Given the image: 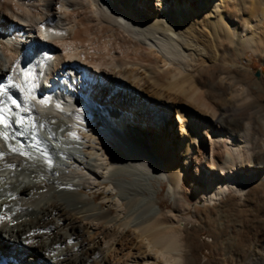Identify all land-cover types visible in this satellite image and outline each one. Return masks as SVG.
I'll use <instances>...</instances> for the list:
<instances>
[{
	"label": "bare ground",
	"instance_id": "bare-ground-1",
	"mask_svg": "<svg viewBox=\"0 0 264 264\" xmlns=\"http://www.w3.org/2000/svg\"><path fill=\"white\" fill-rule=\"evenodd\" d=\"M253 61L264 0H0V264H190L264 193Z\"/></svg>",
	"mask_w": 264,
	"mask_h": 264
},
{
	"label": "rangeland",
	"instance_id": "rangeland-1",
	"mask_svg": "<svg viewBox=\"0 0 264 264\" xmlns=\"http://www.w3.org/2000/svg\"><path fill=\"white\" fill-rule=\"evenodd\" d=\"M250 56L248 53L247 57L250 58ZM241 62L247 65L245 58ZM251 71V78L254 81H258L261 76H264V73H262L263 69L257 61L252 62ZM213 74L215 75V72ZM245 106L242 113L243 116H247L248 114L251 117L257 116L256 111L259 107L254 101H249ZM261 127L264 129L262 125H260ZM261 140L264 146V136ZM153 185L158 188L157 197H159L158 199L161 202V209L164 211L172 209V202L165 192L166 183L160 182L159 186L153 183ZM95 192L99 193L98 198L103 195L101 190L90 191L93 194ZM246 200L248 205L241 208V212L238 209L230 212L225 209L229 220L226 221L225 218L224 226L219 234L216 231L214 232L212 222L200 219L206 214L200 204H195L180 214L181 222L191 225L189 231L193 234L195 241L192 248L189 249L191 256H194L190 264H264V251H262L264 249V193L259 188L251 190L248 192ZM228 203H231L230 199ZM232 219H237V222ZM214 237L216 241L212 245L210 240ZM228 251L231 252V256L226 254Z\"/></svg>",
	"mask_w": 264,
	"mask_h": 264
},
{
	"label": "snow or ice",
	"instance_id": "snow-or-ice-1",
	"mask_svg": "<svg viewBox=\"0 0 264 264\" xmlns=\"http://www.w3.org/2000/svg\"><path fill=\"white\" fill-rule=\"evenodd\" d=\"M13 104H17V100L13 99L12 100ZM18 123H23V121H19ZM0 124H4V126L7 128L10 125L8 124V122L6 120L3 119V117H0Z\"/></svg>",
	"mask_w": 264,
	"mask_h": 264
},
{
	"label": "water",
	"instance_id": "water-1",
	"mask_svg": "<svg viewBox=\"0 0 264 264\" xmlns=\"http://www.w3.org/2000/svg\"><path fill=\"white\" fill-rule=\"evenodd\" d=\"M262 73H264V71H262ZM256 75H258V73H256Z\"/></svg>",
	"mask_w": 264,
	"mask_h": 264
}]
</instances>
